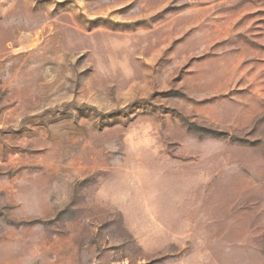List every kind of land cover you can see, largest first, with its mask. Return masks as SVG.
Segmentation results:
<instances>
[{
  "label": "rangeland",
  "instance_id": "obj_1",
  "mask_svg": "<svg viewBox=\"0 0 264 264\" xmlns=\"http://www.w3.org/2000/svg\"><path fill=\"white\" fill-rule=\"evenodd\" d=\"M0 235V264H264V0H0Z\"/></svg>",
  "mask_w": 264,
  "mask_h": 264
},
{
  "label": "bare ground",
  "instance_id": "obj_2",
  "mask_svg": "<svg viewBox=\"0 0 264 264\" xmlns=\"http://www.w3.org/2000/svg\"><path fill=\"white\" fill-rule=\"evenodd\" d=\"M28 218V220H27V223H29V224H31V222H34L36 219H31L32 218V216H30V217H27ZM37 222H38V220H37ZM22 229H24V228H22ZM26 232H31L32 231V229H30V228H26V229H24ZM0 240L1 241H4V247L5 248H16L17 249V251H18V248H17V242L19 241V238L18 239H11V238H7L6 240H5V238H4V236H2V235H0ZM24 241H27V240H25L24 239ZM24 241H23V243H24ZM19 243H20V241H19ZM24 245H25V243H24ZM20 246V245H19ZM21 247H22V245H21ZM23 248V247H22ZM0 251H1V248H0ZM7 253V252H6ZM3 255H4V253H3ZM34 260H35V258H33ZM71 261V260H70Z\"/></svg>",
  "mask_w": 264,
  "mask_h": 264
}]
</instances>
